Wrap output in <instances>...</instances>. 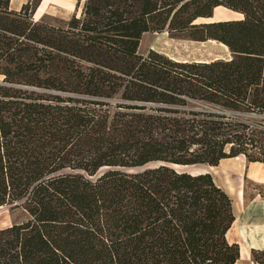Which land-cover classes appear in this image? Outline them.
I'll return each instance as SVG.
<instances>
[{"label":"trees","instance_id":"16d2710c","mask_svg":"<svg viewBox=\"0 0 264 264\" xmlns=\"http://www.w3.org/2000/svg\"><path fill=\"white\" fill-rule=\"evenodd\" d=\"M41 1L0 0V207L25 212L0 227V264H234L232 197L177 165L264 162V0H75L38 18ZM219 6L239 15L209 19ZM156 31L230 55L141 53Z\"/></svg>","mask_w":264,"mask_h":264},{"label":"crops","instance_id":"0c3cea01","mask_svg":"<svg viewBox=\"0 0 264 264\" xmlns=\"http://www.w3.org/2000/svg\"><path fill=\"white\" fill-rule=\"evenodd\" d=\"M240 156L243 155L223 158L218 165H210L209 170L233 199L236 218L228 238L240 245V256L234 264H262L253 259L252 249L264 250V162L253 161L235 170L223 169L231 160L238 164L234 159ZM219 169L223 174L217 179Z\"/></svg>","mask_w":264,"mask_h":264},{"label":"rangeland","instance_id":"374dc122","mask_svg":"<svg viewBox=\"0 0 264 264\" xmlns=\"http://www.w3.org/2000/svg\"><path fill=\"white\" fill-rule=\"evenodd\" d=\"M14 1V0H13ZM27 0H22L21 3ZM21 5V4H20ZM19 9L20 6L14 9ZM75 11V0H42L37 7L35 16L40 18L45 16L48 18H68ZM239 14L225 7H218L214 10V16L211 19H224L236 17ZM210 19V18H209ZM156 48L164 51L176 58L186 59H210L216 56H229L230 51L227 46L217 40L198 41L184 36H170L167 31L146 32L142 36L140 43V52L145 53L149 48ZM2 76L0 75V80ZM238 164L231 163L223 166L228 169L235 170L243 167L247 162L244 156H240ZM193 170L210 169L208 164H198L192 167ZM222 169L217 171V179L222 178ZM25 216V212L19 208L11 209L10 205L0 207V227H4L15 220H21Z\"/></svg>","mask_w":264,"mask_h":264},{"label":"water","instance_id":"95a60500","mask_svg":"<svg viewBox=\"0 0 264 264\" xmlns=\"http://www.w3.org/2000/svg\"><path fill=\"white\" fill-rule=\"evenodd\" d=\"M42 2V1H41ZM216 8V7H215ZM214 8V9H215ZM213 16H214V12H213ZM212 16V17H213ZM210 17V19L212 18ZM207 21V20H206ZM157 163H161V162H157ZM195 165H198V164H191V165H177V168L178 169H181V170H187V171H190V172H193V173H197V172H205V171H210L209 169H206V170H193L192 167H194ZM210 167V165H209Z\"/></svg>","mask_w":264,"mask_h":264},{"label":"bare ground","instance_id":"6f19581e","mask_svg":"<svg viewBox=\"0 0 264 264\" xmlns=\"http://www.w3.org/2000/svg\"><path fill=\"white\" fill-rule=\"evenodd\" d=\"M22 2V0H11V7L12 8H15V7H18V6H20V4H22L21 3ZM220 7V6H219ZM218 8V7H217ZM231 158V157H230Z\"/></svg>","mask_w":264,"mask_h":264}]
</instances>
